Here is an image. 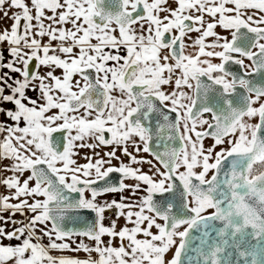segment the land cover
I'll list each match as a JSON object with an SVG mask.
<instances>
[{"label":"snow or ice","instance_id":"1","mask_svg":"<svg viewBox=\"0 0 264 264\" xmlns=\"http://www.w3.org/2000/svg\"><path fill=\"white\" fill-rule=\"evenodd\" d=\"M0 264H264V0H0Z\"/></svg>","mask_w":264,"mask_h":264},{"label":"rangeland","instance_id":"2","mask_svg":"<svg viewBox=\"0 0 264 264\" xmlns=\"http://www.w3.org/2000/svg\"><path fill=\"white\" fill-rule=\"evenodd\" d=\"M4 23H10L9 21H4Z\"/></svg>","mask_w":264,"mask_h":264}]
</instances>
